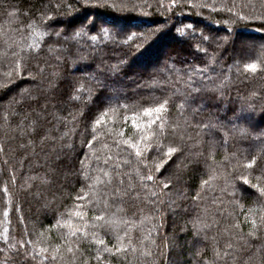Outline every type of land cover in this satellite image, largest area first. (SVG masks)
Wrapping results in <instances>:
<instances>
[{
  "label": "trees",
  "instance_id": "1",
  "mask_svg": "<svg viewBox=\"0 0 264 264\" xmlns=\"http://www.w3.org/2000/svg\"><path fill=\"white\" fill-rule=\"evenodd\" d=\"M68 3L72 4L71 8L66 6ZM95 3L97 0H88L85 7L84 0H0V85H4L0 87V126L7 127L12 140L23 145V149L19 150L25 151L19 154L12 140L9 141L0 132V264H26L17 255L15 247L9 248L3 242L5 229L12 244L19 240L32 241V244H25L29 252L34 245L47 246L49 253L41 255H50L51 249L60 243L61 255L53 264H83L85 258L89 264H98L94 259L97 246L92 242V232H96L97 239H104L107 246L113 247L117 244L116 236L122 234L124 226L117 230L100 221L98 223L103 227L89 228L87 240L80 233L67 238L69 229L55 227L56 221L71 219L74 227H82L83 221L70 215L76 211L87 212L86 219L89 221L93 214L99 215L101 212L106 217H131L138 221L133 229L136 252L129 249L116 256L102 253L104 264H170L171 260L178 258L184 261L182 264H217L215 250H219L221 255L225 250L230 252L224 264H264V230L255 237L247 235L251 228L250 221L254 219L260 222L264 197L258 200V192L244 185L241 179L247 176L250 183H257L256 176L261 175L264 186V71L252 74L245 73L243 68L246 62L259 64L264 59V53L260 51V45H264V0H176L175 4H170L169 0H108L110 5L115 4L116 7L107 9L91 7ZM200 3L215 4L217 8L222 4L231 6L234 3L235 11L247 18L240 20L227 10L213 12L210 7L195 6ZM89 13H95L97 24L92 27L84 22V33L96 35L100 27L115 33L117 29L110 27L112 23L124 26L138 24L139 27L132 30L141 35L143 47L138 49L135 44L116 47L110 37L104 38L101 33L96 42L90 41L88 35L78 37L79 43L65 41L61 36L57 52V37L52 35L46 38L39 54L27 61V71L20 76L13 74L11 78L8 77L7 73L14 70V58L10 51L17 50L16 45L30 43L33 39L28 30H22L24 25L36 20L50 24L49 32H64L67 29L66 35L71 36L80 30L81 22ZM46 15L53 19H42ZM101 21L105 23L101 24ZM188 25H192V28H187ZM178 28H186V32H177ZM229 32L228 41L221 42L219 46L215 40L202 41V35L223 38ZM101 40L105 42L101 43ZM93 43L96 53L89 47ZM197 43L208 50V56L215 57L214 64L209 65L214 71L208 72L214 84H219L225 76H228V80L220 92H202L191 102L187 111L181 112L177 105L182 101L173 95L172 86L160 82L170 74L166 65H171L174 79L185 65L203 66L207 62L208 56L196 50ZM250 44H254L255 49H246L241 59L242 46ZM9 46H12L11 50ZM57 55L62 59L58 61ZM85 55L90 58L81 60L80 57ZM102 59L107 64L123 60L122 71L114 76L104 75L98 68ZM38 65L44 67L43 73ZM139 68L146 70L140 73ZM93 74L103 81V89L85 78ZM196 79L203 81L199 75ZM81 83L85 87L82 99L71 100L73 90ZM214 84H207V87L212 89ZM165 99L171 103L166 114L167 136L162 141L164 149L179 142L181 135L185 138L191 136L192 139L186 140L184 152L175 155L161 173H155L152 159L158 154L154 148H149L147 163L152 167L155 183L149 181L142 186L137 178V170L141 175H146L148 168L138 160L134 149L123 144L118 148L116 141L131 138L134 142L138 139L141 133L132 126V122L146 125L148 120L155 118V114L145 115L143 108L154 107ZM117 101L135 107L108 111L102 123L97 125V131L103 134L93 141L92 146H87V141L92 139L93 122L103 113L106 105H115ZM197 106L199 110L194 116L192 109ZM39 113L43 116L41 120L37 119ZM249 114L251 120L236 118H246ZM32 121L36 123L32 124ZM197 121H219L220 126L209 131L190 127ZM173 126H176L175 129ZM233 126L247 129L249 135L241 136L239 132H233ZM29 127L33 131H28ZM153 127L158 128V125ZM109 128L113 129L112 135L107 134ZM120 130L124 132L123 137L115 135ZM65 132L68 133L67 137L61 139ZM31 137L33 142L29 143ZM150 142L154 145L161 143L158 139ZM68 144L72 145L71 149L67 147ZM209 153L211 159L208 158ZM233 153L236 155L232 156ZM195 154H201L198 156L199 163H188V160L197 158ZM59 155L64 157L56 162L57 167L53 172L66 173L64 183L46 173L50 169L47 164ZM108 156L113 159L105 165L104 160ZM253 156L258 158L254 172L243 167ZM42 158H46L45 164L43 162L39 167ZM82 161L83 167L92 176H100L105 183L94 184L89 190L86 187L89 181L80 175ZM114 161L121 164L120 172L128 174L122 177L124 184L119 185L122 190L129 182L136 187L132 198L111 200V190L118 184ZM181 161L187 167L182 165L179 169L180 178L175 187L170 185L169 189H162L166 177L171 176L175 181L177 165ZM213 170L216 178L209 179ZM103 171L113 176L112 184L107 183L108 178L103 176ZM226 180L230 184L222 192ZM202 181H207V185H202ZM233 185L236 186L234 197L228 195L234 190ZM47 187L53 193L50 196L44 192ZM152 191L165 200L161 209L162 219L154 216L152 220L143 219L153 215V206L146 202L156 199L151 196ZM84 192L89 193L88 197L78 201L77 195ZM197 193L201 199L193 202L192 197ZM106 195L109 197L107 208L104 206ZM170 199L177 200L182 211L181 221L174 229L167 208ZM30 201L38 202L37 210L28 205ZM79 204L83 207H77ZM121 208L123 211L119 210ZM249 208H254L255 213H249ZM5 209L7 216L4 215ZM194 217H199L203 224L208 225L199 239L192 228ZM141 220L142 223L139 222ZM237 222H240L239 229L232 227ZM154 225L161 226L158 233L152 231ZM25 233L29 235L25 236ZM145 236H149V239L144 240ZM63 239H68L74 250L78 243L83 249V254L75 252V261L72 260L73 254L67 253L68 244L62 243ZM170 242L180 245L182 252L179 254L172 250ZM228 243L232 244L231 249H226ZM20 251L24 252L23 249ZM143 251H151L152 256H141ZM198 252L200 255H197ZM27 264L44 262L29 257Z\"/></svg>",
  "mask_w": 264,
  "mask_h": 264
},
{
  "label": "snow or ice",
  "instance_id": "2",
  "mask_svg": "<svg viewBox=\"0 0 264 264\" xmlns=\"http://www.w3.org/2000/svg\"><path fill=\"white\" fill-rule=\"evenodd\" d=\"M190 2V0H189ZM170 4H175L176 0H169ZM85 7L88 6V0H84ZM67 7L71 8L72 4L68 3L66 5ZM196 7H210L211 11L217 12V11H224L227 10L229 13H231L234 16H238L240 20H244L247 17H245L242 14H239L235 11V4L233 3L231 6L227 4H222L219 8L216 7L215 4L209 5L207 3H200L196 4ZM91 7L93 8H98V7H103L105 9L109 7H116L115 4H109L108 0H97V3L92 4ZM161 7H163V4H161ZM44 20H49L51 21L53 18L51 16H44L42 17ZM84 22H87V24L91 25L92 27H96L97 20L95 13H89L87 16L84 17V20L81 22L80 30L75 31L74 34L71 36L66 35L67 29H65L64 32H49L48 28L50 27V24L47 23H39L36 20H33L32 22L28 23L27 25H24L22 30H28L29 34L33 37L32 41L27 44H18L16 45L17 50H12L10 51L11 56L14 58V70L10 71L7 73L8 77L11 78L13 74L16 76L22 75L25 71H27V61L33 58L34 56L39 54V51L42 49L44 43L46 42V38H50L52 35H55L57 37V52H59V38L61 36H64L65 41L71 40L76 43H79L78 37L81 35H88V39L92 42H96L99 39V34L102 33L104 38H111V43L115 45L116 47L124 48V47H131L133 44H135L136 48H142L143 47V41L141 35L137 33V31H133L132 29L138 28L139 25H119L116 23H112L110 25L111 28L117 29L115 33H110V31L104 29L103 27H100L97 30L96 35H89L88 33H84L83 27H84ZM104 21H101V24H104ZM187 28H192V25H188ZM156 31H160L157 29ZM177 32L184 33L186 32V28H178ZM231 33L229 32L228 35H226L223 38H214L212 36L208 35H202V41L203 42H210L215 40L217 43V46L221 42H227L229 39V36ZM137 41H140V43H137ZM101 43H104V40L100 41ZM12 46H9V49L11 50ZM89 47L91 48V51L93 53H96L97 49L95 47V43L90 44ZM254 44L250 45H244L241 48V59H243V53L245 52L246 49H255ZM196 50L204 53L205 56H208V50L204 47H200V44L197 43L196 45ZM260 51L264 53V45H260ZM90 57L85 55L83 57H80L81 60H87ZM62 57L57 55V60H61ZM215 62V57L214 56H208L207 62L204 63L203 66L200 65H185L184 70L182 72H179L178 74L175 75V78L173 79L172 73L173 69L171 65H166V69L169 71V76L168 78L164 79L160 83L165 84V85H171L173 88V95L176 96L178 99H180L182 102L177 105L178 109L181 112L187 111V109L191 106V102L195 100L197 96H199L202 92L206 91H213V92H220L221 88L223 87L224 83L228 80V76L224 77V80H221L219 84H214L213 80L208 76L209 71H214V68H210V64H214ZM124 66V61L123 60H118L116 64H107L106 61L103 59L101 60V64L98 65V68H100L103 72L104 75H118ZM40 72L43 73L44 67L39 66ZM245 73H252L255 74L258 71H264V59L260 60V63L257 64L255 62H246L243 65ZM53 75H56V73H53ZM197 75L203 77V81H197ZM87 80L94 82L98 88L103 89L104 88V83L103 81L97 79V77L93 75H86L85 77ZM207 82V83H205ZM200 84L199 87H197V84ZM207 84H214V87L212 89H209L207 87ZM4 85H0V87H3ZM85 91L84 84H80L78 87H76L73 90V95L70 97L71 100L73 101H80L83 97ZM223 93L221 92V95ZM171 103L169 99H165L163 102L157 103L154 107L148 108L145 107L143 108V113L145 115L148 114H155L154 119H150L147 121L146 125H139L136 124L135 121L132 122V126L136 128L140 133V137L138 139L133 140L131 138H126V139H120L116 141V146L119 148L121 144L127 145L129 149H134L136 157L138 160L145 165L146 168H148V174L146 175H141L139 170H137V178L138 181L142 186H146L147 182L151 181L155 183V176L152 173V167L149 163H147L148 157L150 155L148 149L149 148H154V150L157 152V156L153 157L154 161V167H155V173H161L162 170L165 169V166L169 163V161L173 160L175 155L183 153L185 148L187 147L186 140H191V136H188L185 138L183 135H181L179 142H176L174 144H171L164 149L162 141L166 139L167 133H166V128L165 125L167 124L166 120V114L168 112V105ZM130 107H135V106H130L126 103H120V101H117L115 105L108 104L106 105L103 113L97 118L92 125V139L87 141V146H92L93 141L97 140L100 135L103 133H100L97 131V125H100L102 121L104 120L105 115L107 114L108 111H118L120 109L127 110ZM199 106L197 108H193L192 112L193 115L198 112ZM135 114V113H134ZM237 119H246V120H251V115L249 114L248 117H236ZM75 119V118H73ZM127 119V118H125ZM32 124H35V121L31 122ZM231 123V120L229 121ZM154 125H158V128H154ZM218 126H220L219 121L211 122L209 121L208 123H205L203 121H197L195 123H192L190 127L199 129L200 131H209L212 129H217ZM176 126H173V129H175ZM28 131H33L32 127H29ZM233 132H239L241 136H248L249 132L247 129L243 127L237 128L236 126H233ZM108 135L113 134V129L109 128L108 129ZM199 135V132L197 133ZM68 133L65 132L64 136L61 137L63 139L64 137H67ZM115 135H118L120 137L124 136L123 130H120L118 133H115ZM41 139H44L43 137ZM152 139H158L161 141V143H156L155 145L151 143L150 141ZM29 143H32V141H29ZM197 144L200 143V141H196ZM23 147V145H21ZM67 147L69 149L72 148L71 144H68ZM107 147V145H105ZM196 159H190L188 160V163H199L198 156L201 154H195ZM236 154L233 153L232 156H235ZM209 159H211V153H209ZM97 160H99V157H96ZM113 158L112 156H108L104 160V164L107 165L109 161H111ZM228 159V157H226ZM82 163V168L80 170V175L85 181H89V183L86 185V187L90 190L94 184H103L105 181L100 177V176H92L90 172L83 167V161ZM114 163V172H115V179L118 181V184L114 186L111 190V200L114 202L115 200L122 199L123 197H133V194L136 193V187L133 183L129 182L128 185L125 186V189L122 190V188L119 185L124 184V180L122 179L123 176H127V173H122L119 171L121 168V164L119 162H113ZM125 164L128 163L127 160L124 161ZM187 167V164H184L183 161H181L180 164L177 165V176L175 178V181L171 176L165 178V182L162 184V189H169L170 185L175 187V183L179 181V169L181 166ZM258 165V158L256 156H253L251 159L247 160L243 167L252 170L253 172L255 171V167ZM227 175V174H226ZM264 175V173H262ZM103 176L107 177V183L112 184L113 183V176L109 175L108 171H103ZM216 178V173L213 170V174L209 179H215ZM242 182L244 185L250 186L252 189H255L256 192H258L259 196L257 199L259 200L260 197H264V186L261 184V175L256 176L257 183H250V180L247 176L241 177ZM131 181V178H130ZM207 181H202V185H207ZM230 184V181L226 180L225 182V188L221 189L222 192L226 190L228 185ZM233 191L229 192V196H235V185L232 186ZM83 191V189H82ZM89 193L84 192L83 195H77L76 199L78 201H84L88 197ZM94 195V193H93ZM152 197H156L155 200H147L146 202L151 204L152 207V213L153 215L145 216L143 219H148L152 220L153 216L156 219H162V214H161V209L165 205V200L159 198L158 193L156 191L151 192ZM187 198V197H185ZM201 199V196L199 193L197 195L192 197L193 202ZM215 203V200H214ZM105 208L109 206V197L106 195L105 196ZM171 202H169L168 207H171ZM77 207H83L82 204L77 205ZM120 211H123V209H119ZM249 213L254 214L255 209L254 208H249ZM4 215L7 216L8 212L7 209H5ZM71 216L78 217L81 221H83V226L82 227H74L73 226V221L71 219L63 220L57 219L55 227H60L64 226L69 229L67 232L66 236L67 238H72L76 237L77 233H80L82 238L84 240H87L89 236V231L88 229H98L100 227H103V225H110L114 226L115 229H119L121 225L124 226V230L122 234H118L116 236L117 244L113 247H109L105 244L104 239H97L96 238V232H92V237H93V243L97 246V254L94 257V259L98 262V264H104V257L102 253H107L112 256H116L118 254H124L126 253L129 249L133 253L136 252V247L133 243L134 236H133V229L136 227L138 221L129 217V218H119L116 219L114 217H106L105 213L101 212L99 215L93 214L91 221L86 219L88 213L87 212H81V211H76L72 212L70 214ZM135 215V214H133ZM261 219L260 222L257 223L256 220H251V228L249 229L248 236L249 237H255L259 234L260 231L264 230V210L261 211L260 213ZM103 221V225L99 224L98 222ZM142 223L143 221H139ZM192 223V228L194 230V235L197 239L201 237L202 230L204 228H207L208 225H205L202 223L199 217H194L191 221ZM160 225H154L152 231L154 232H159ZM232 227L239 229L240 228V222H237L236 224L232 225ZM28 233H25V236H28ZM41 235H43L41 233ZM149 236H145L144 240H148ZM240 239H243V237H240ZM127 241V242H125ZM3 242L7 244L9 248H16V253L18 256H21L22 259L25 260L26 264L28 261V258L31 257L32 260H36L39 258L41 261L44 262V264H53V262L57 261V257L61 255L60 253V248L61 244L57 243L50 252V255H41L43 254H48L49 253V248L47 246L45 247H38V246H33L31 252L28 251V249L25 247V244H32V241H25V240H19L16 241L15 244H12L9 242V236L7 235V229H5L4 232V239ZM62 243L68 244L66 251L69 254L72 255V260L75 261L77 259L75 252H81L83 254V249L79 247V243L77 244V247L74 250V247L68 242V239H63ZM152 243H155V240H152ZM245 243H247V240H245ZM101 246H103L101 248ZM167 247V245H166ZM232 244L228 243L226 244V249H231ZM21 249L24 250L23 253H21ZM2 250V249H0ZM197 255H200L198 252ZM230 255V252L227 250L224 251V254L221 255L219 250L214 251V256H215V261L217 264H224L226 261V258ZM141 256L144 257H151L152 252L151 251H143L141 252ZM83 264H89V260L85 258L83 260Z\"/></svg>",
  "mask_w": 264,
  "mask_h": 264
},
{
  "label": "rangeland",
  "instance_id": "3",
  "mask_svg": "<svg viewBox=\"0 0 264 264\" xmlns=\"http://www.w3.org/2000/svg\"><path fill=\"white\" fill-rule=\"evenodd\" d=\"M242 42H243V40H241ZM140 73H143V72H145V68H139V69H137ZM151 70H153V69H151ZM150 70V71H151ZM43 110L45 111L46 110V108H43ZM46 113V112H45ZM42 114H44V112L42 113ZM42 114L41 113H39V114H37V119H42ZM0 132L2 133V134H4V136H5V138L6 139H8L9 141H11L12 140V138L10 137V135H9V130L7 129V127H2V126H0ZM30 141H32L33 142V139H32V137L30 138ZM12 143H13V145H14V148L15 149H18V151H20L19 149H23V147L21 146V144H18V142L17 141H13L12 140ZM34 144H36V142L34 141ZM21 152V153H20ZM19 152V154H22V153H24L25 151H23V150H21ZM27 156V155H26ZM63 155H59L58 156V158H56V160L54 159L51 163H46L47 165H49L50 166V169H48V170H46V173H48L50 176H52L53 178H56L57 180H58V182H60V183H64L65 182V180H66V178H67V174L65 173V174H62V172L61 173H58V174H55V172H53L54 171V168L55 167H57V161L59 160V159H63ZM45 160H46V158H42V161H40V163L38 164L39 165V167H41V163H43L44 162V164H45ZM55 174V175H54ZM62 175V176H61ZM50 190H51V188L49 187V189H48V187L46 188V189H44V192L45 193H49L48 194V196H50V195H52L53 193H50ZM44 195V194H43ZM173 198V197H172ZM48 201H51L50 199H47ZM177 200H175V199H170V201H168V204H169V202H171V207H168V204H167V208H168V210L170 211V217H171V220H172V223H173V225H172V229H174V228H176V227H178V225H179V223H180V221H181V214H182V211L179 209V206H178V203L176 202ZM37 204H38V202H36V201H30L29 202V206L30 207H32L33 208V210H37L38 209V207H37ZM170 248L173 250H176L177 251V253H181L182 252V248H181V246L179 245V246H176L174 243H171L170 242ZM182 262H184L183 260H181V259H179L178 258V260H171L170 261V264H182Z\"/></svg>",
  "mask_w": 264,
  "mask_h": 264
}]
</instances>
